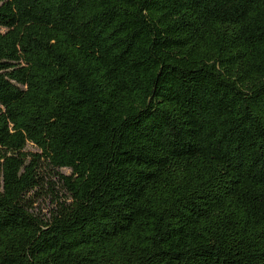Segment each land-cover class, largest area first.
<instances>
[{
  "label": "trees",
  "instance_id": "1",
  "mask_svg": "<svg viewBox=\"0 0 264 264\" xmlns=\"http://www.w3.org/2000/svg\"><path fill=\"white\" fill-rule=\"evenodd\" d=\"M0 264H264V0H0Z\"/></svg>",
  "mask_w": 264,
  "mask_h": 264
},
{
  "label": "rangeland",
  "instance_id": "2",
  "mask_svg": "<svg viewBox=\"0 0 264 264\" xmlns=\"http://www.w3.org/2000/svg\"><path fill=\"white\" fill-rule=\"evenodd\" d=\"M45 205H43V203H41L40 205H39V208H40V210H41V212H44L45 211ZM48 207V206H47Z\"/></svg>",
  "mask_w": 264,
  "mask_h": 264
}]
</instances>
